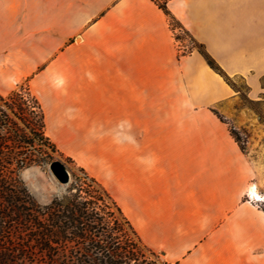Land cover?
Returning a JSON list of instances; mask_svg holds the SVG:
<instances>
[{
  "label": "crops",
  "instance_id": "crops-1",
  "mask_svg": "<svg viewBox=\"0 0 264 264\" xmlns=\"http://www.w3.org/2000/svg\"><path fill=\"white\" fill-rule=\"evenodd\" d=\"M169 18L264 97V0H0V92L29 79L56 144L111 124L113 198L168 263L264 264V212L242 200L226 128L201 121L233 92L199 55L176 59Z\"/></svg>",
  "mask_w": 264,
  "mask_h": 264
},
{
  "label": "trees",
  "instance_id": "trees-1",
  "mask_svg": "<svg viewBox=\"0 0 264 264\" xmlns=\"http://www.w3.org/2000/svg\"><path fill=\"white\" fill-rule=\"evenodd\" d=\"M159 8L167 14L163 3ZM203 56L229 83L215 61ZM44 128L36 98L23 89L0 95V264H165L82 169L81 177L72 178L65 202L58 197L46 205L35 201L20 174L40 164L36 151L54 152ZM231 135L243 151L237 133Z\"/></svg>",
  "mask_w": 264,
  "mask_h": 264
},
{
  "label": "rangeland",
  "instance_id": "rangeland-1",
  "mask_svg": "<svg viewBox=\"0 0 264 264\" xmlns=\"http://www.w3.org/2000/svg\"><path fill=\"white\" fill-rule=\"evenodd\" d=\"M161 5L162 3H157L158 7ZM169 25L177 47L176 59L180 60L190 57L192 54H197L202 58L206 66L210 68L203 55H208L211 59L213 58L208 54L204 45L198 43L191 35L182 30L179 23L173 18H169ZM78 39V36H74L72 42ZM79 40L76 44L79 43ZM216 65L224 74L221 67L217 63ZM212 71L216 73L214 70ZM216 74L231 88L233 99L225 106L215 104L202 110L201 121L217 122L221 124L222 128H226L228 137H230L233 142V160L226 162V164L231 167L234 172L239 171L242 178L244 176L246 177L244 184L254 187L255 193L261 201L255 202L257 201L255 199L253 202V199L249 197V195H245L242 200L252 202L257 208L264 212V97H261L256 102H252L247 98L248 88L243 79L238 77L229 78L224 74L229 80V83H227L223 75ZM21 89L36 98L40 106H42L40 98H38L33 87L30 86L29 79L18 85L11 92H18ZM10 93L1 91L0 95L2 97H7ZM58 98L64 99V94H60ZM177 104L178 99L169 98L170 106ZM157 116H161L163 120L167 117L168 121L171 122L182 115L170 112L167 115H154V117ZM108 126L109 127L105 129L96 130L98 139L92 140L90 143H80L82 140H76L73 144L54 143V141L49 138L46 128H44L45 137H47L55 147L54 152L52 153L48 150L36 151L35 156L38 157L37 160L40 164L38 166H31L20 174L21 181L39 205H46L55 197L61 198L65 202L68 189L73 180L72 178L82 176L79 171L80 169L84 170L89 177L98 182L118 205L112 194V164L114 151L112 136L114 130L111 124ZM231 131L237 133L240 143L244 148L243 151L232 137ZM45 152L46 155L44 154ZM53 161L60 162L66 168L70 176L69 184L60 185L54 179L49 171V164ZM221 164L224 163H217L218 168H220ZM147 249L150 250L149 248ZM150 251L152 254L158 256L163 263L170 264L164 259V254L161 255L152 250ZM145 255L153 261V257L149 253L145 252Z\"/></svg>",
  "mask_w": 264,
  "mask_h": 264
},
{
  "label": "water",
  "instance_id": "water-1",
  "mask_svg": "<svg viewBox=\"0 0 264 264\" xmlns=\"http://www.w3.org/2000/svg\"><path fill=\"white\" fill-rule=\"evenodd\" d=\"M49 171L60 185H67L70 182V176L66 168L58 161L49 164Z\"/></svg>",
  "mask_w": 264,
  "mask_h": 264
},
{
  "label": "bare ground",
  "instance_id": "bare-ground-1",
  "mask_svg": "<svg viewBox=\"0 0 264 264\" xmlns=\"http://www.w3.org/2000/svg\"><path fill=\"white\" fill-rule=\"evenodd\" d=\"M248 191L249 197H251L253 200L256 199L257 201H261L260 198L256 195L254 187H250Z\"/></svg>",
  "mask_w": 264,
  "mask_h": 264
}]
</instances>
